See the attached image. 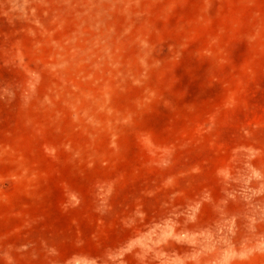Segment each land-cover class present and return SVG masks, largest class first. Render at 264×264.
I'll return each instance as SVG.
<instances>
[{
	"label": "rangeland",
	"instance_id": "rangeland-1",
	"mask_svg": "<svg viewBox=\"0 0 264 264\" xmlns=\"http://www.w3.org/2000/svg\"><path fill=\"white\" fill-rule=\"evenodd\" d=\"M0 264H264V0H0Z\"/></svg>",
	"mask_w": 264,
	"mask_h": 264
}]
</instances>
